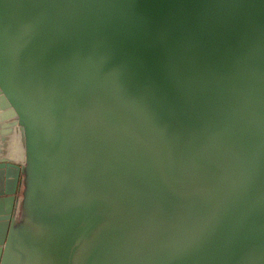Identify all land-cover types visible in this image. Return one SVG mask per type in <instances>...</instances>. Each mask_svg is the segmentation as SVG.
<instances>
[{
	"label": "water",
	"instance_id": "water-1",
	"mask_svg": "<svg viewBox=\"0 0 264 264\" xmlns=\"http://www.w3.org/2000/svg\"><path fill=\"white\" fill-rule=\"evenodd\" d=\"M0 264H264V0H0Z\"/></svg>",
	"mask_w": 264,
	"mask_h": 264
}]
</instances>
